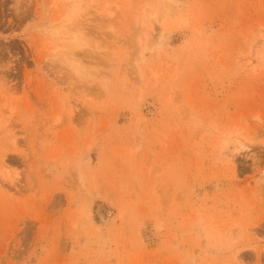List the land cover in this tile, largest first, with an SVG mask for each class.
<instances>
[{
  "label": "rangeland",
  "instance_id": "rangeland-1",
  "mask_svg": "<svg viewBox=\"0 0 264 264\" xmlns=\"http://www.w3.org/2000/svg\"><path fill=\"white\" fill-rule=\"evenodd\" d=\"M263 39L264 0H0V264H264Z\"/></svg>",
  "mask_w": 264,
  "mask_h": 264
},
{
  "label": "bare ground",
  "instance_id": "bare-ground-1",
  "mask_svg": "<svg viewBox=\"0 0 264 264\" xmlns=\"http://www.w3.org/2000/svg\"><path fill=\"white\" fill-rule=\"evenodd\" d=\"M54 21V20H53ZM55 22V24H56V22H58V21H54ZM71 22V21H70ZM53 24V22H51L50 23V26H49V28H47V29H45V34L46 35H49L50 37H58L59 35H60V32L57 30V29H55V28H53L52 29V27H51V25ZM54 25V24H53ZM59 29V28H58ZM42 34V33H41ZM70 40V39H69ZM263 45H264V39H263ZM73 43V42H72ZM78 46V45H77ZM257 62H259V61H257ZM258 64V63H257ZM256 64V65H257ZM255 66V65H254ZM227 144L230 146H234V145H232L233 144V142L231 141V139L229 138L228 140H227Z\"/></svg>",
  "mask_w": 264,
  "mask_h": 264
}]
</instances>
